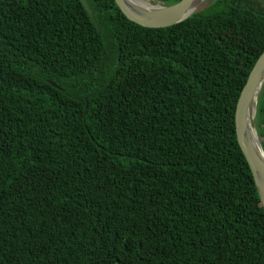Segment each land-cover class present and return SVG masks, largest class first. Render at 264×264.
I'll return each mask as SVG.
<instances>
[{
	"label": "trees",
	"instance_id": "1",
	"mask_svg": "<svg viewBox=\"0 0 264 264\" xmlns=\"http://www.w3.org/2000/svg\"><path fill=\"white\" fill-rule=\"evenodd\" d=\"M263 52L264 0H0V264H264L234 121ZM256 122L264 151V93Z\"/></svg>",
	"mask_w": 264,
	"mask_h": 264
},
{
	"label": "water",
	"instance_id": "2",
	"mask_svg": "<svg viewBox=\"0 0 264 264\" xmlns=\"http://www.w3.org/2000/svg\"><path fill=\"white\" fill-rule=\"evenodd\" d=\"M209 0H180L171 5H142L134 0H114L122 15L130 22L147 29H164L179 24L193 15ZM62 90L54 83H50ZM264 85V52L250 71L235 109V133L238 145L248 164L264 209V151L253 126L251 113Z\"/></svg>",
	"mask_w": 264,
	"mask_h": 264
},
{
	"label": "rangeland",
	"instance_id": "3",
	"mask_svg": "<svg viewBox=\"0 0 264 264\" xmlns=\"http://www.w3.org/2000/svg\"><path fill=\"white\" fill-rule=\"evenodd\" d=\"M82 2H83V4L87 7V0H81ZM151 4H157V3H160V2H157L156 0H148ZM208 2V1H207ZM206 4V3H205ZM204 5H202L201 7H203ZM200 7V8H201ZM199 8V9H200ZM261 94L262 93H264V85H263V87H262V89H261V92H260ZM257 105H258V98H257V101H256V103H255V111H254V117H253V126H254V129H255V131L257 132V135L259 136V131H258V129H259V126H258V124H257V122H256V116H257ZM256 125V126H255ZM260 140V139H259Z\"/></svg>",
	"mask_w": 264,
	"mask_h": 264
},
{
	"label": "bare ground",
	"instance_id": "4",
	"mask_svg": "<svg viewBox=\"0 0 264 264\" xmlns=\"http://www.w3.org/2000/svg\"><path fill=\"white\" fill-rule=\"evenodd\" d=\"M134 1H136L138 3H141L142 5H145V6L151 5V3L148 0H134ZM252 117H254V113L253 114L251 113L250 118L252 119Z\"/></svg>",
	"mask_w": 264,
	"mask_h": 264
}]
</instances>
